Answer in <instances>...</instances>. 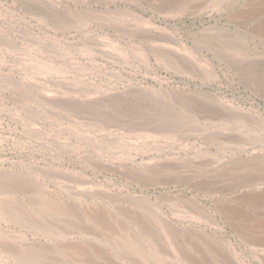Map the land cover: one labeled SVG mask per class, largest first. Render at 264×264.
Wrapping results in <instances>:
<instances>
[{
	"label": "rangeland",
	"instance_id": "obj_1",
	"mask_svg": "<svg viewBox=\"0 0 264 264\" xmlns=\"http://www.w3.org/2000/svg\"><path fill=\"white\" fill-rule=\"evenodd\" d=\"M262 237L264 0H0V264H264Z\"/></svg>",
	"mask_w": 264,
	"mask_h": 264
},
{
	"label": "bare ground",
	"instance_id": "obj_2",
	"mask_svg": "<svg viewBox=\"0 0 264 264\" xmlns=\"http://www.w3.org/2000/svg\"><path fill=\"white\" fill-rule=\"evenodd\" d=\"M40 193V192H39ZM47 195V194H46ZM50 196V195H49ZM52 197V196H51ZM42 198V197H41ZM43 199V198H42ZM45 199V198H44ZM53 203V202H52ZM42 204V203H41ZM52 205V204H51ZM53 209V208H52ZM72 209V208H71ZM103 212V211H102ZM102 212H100L101 213V215H100V218H101V216H102ZM70 213V212H69ZM97 213V212H96ZM88 214V216H89V213H87ZM91 214V213H90ZM97 215L99 216V213H97ZM90 217H91V215H90ZM103 217L104 216H102V220L100 219V222L99 223H101V221H103ZM106 217V216H105ZM104 217V219H106ZM88 219V218H87ZM90 220H93V219H90ZM94 220H95V223H96V220L97 219H95V217H94ZM98 220H99V218H98ZM109 221V220H108ZM77 223H78V221H76ZM75 222V223H76ZM81 222V221H80ZM88 222V221H87ZM93 223V222H92ZM111 223V222H110ZM110 223L108 224L109 226H110ZM88 224V223H87ZM96 224H98V223H96ZM103 224V223H102ZM101 225V224H100ZM102 226V225H101ZM104 226V225H103ZM88 227H89V225H88ZM121 227V226H120ZM119 227V228H120ZM70 228V227H69ZM82 228V227H81ZM105 229H107V228H105ZM120 230H121V228H120ZM77 231V230H76ZM83 231H85V230H83ZM73 232V231H72ZM78 232V231H77ZM85 232H87V231H85ZM111 232V231H110ZM114 232V231H113ZM124 233V232H123ZM134 239V238H133ZM264 241V240H263ZM260 243H262V240L261 241H259ZM263 244V243H262ZM135 248H137V247H135ZM161 251V250H160ZM88 259V258H87ZM89 260V259H88ZM93 261V260H92ZM89 263H90V261H89Z\"/></svg>",
	"mask_w": 264,
	"mask_h": 264
},
{
	"label": "crops",
	"instance_id": "obj_3",
	"mask_svg": "<svg viewBox=\"0 0 264 264\" xmlns=\"http://www.w3.org/2000/svg\"><path fill=\"white\" fill-rule=\"evenodd\" d=\"M262 240V243H260L259 241H261ZM264 237H262V238H260L258 241H255V243L257 244V245H259V246H264Z\"/></svg>",
	"mask_w": 264,
	"mask_h": 264
}]
</instances>
